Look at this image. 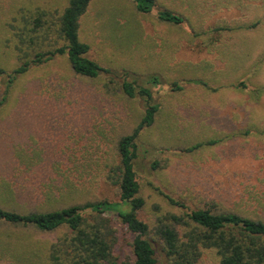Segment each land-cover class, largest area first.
<instances>
[{"label": "rangeland", "instance_id": "374dc122", "mask_svg": "<svg viewBox=\"0 0 264 264\" xmlns=\"http://www.w3.org/2000/svg\"><path fill=\"white\" fill-rule=\"evenodd\" d=\"M68 1L0 0V67L11 72L26 51L63 45L56 22ZM165 9L185 21L160 20ZM39 12L46 14L45 27L28 36ZM30 37L36 44L25 41ZM80 38L110 74L80 76L60 55L14 82L0 76V101L6 97L0 209L30 213L118 201L119 189L107 177L119 164V139L145 110V101L128 97L119 83L127 76L145 85L157 75L162 84L150 87L160 109L140 131L134 166L145 199L139 217L151 228L160 264L169 261L154 228L161 216L182 214L170 197L191 209L264 219V0H156L146 14L133 0H92ZM107 215L117 236L115 255L134 264L133 233ZM175 227L184 234L186 227ZM71 236L65 226L42 231L0 221V264H71L65 241ZM218 262L216 251L206 249L199 264Z\"/></svg>", "mask_w": 264, "mask_h": 264}, {"label": "trees", "instance_id": "16d2710c", "mask_svg": "<svg viewBox=\"0 0 264 264\" xmlns=\"http://www.w3.org/2000/svg\"><path fill=\"white\" fill-rule=\"evenodd\" d=\"M133 1L136 10L144 14L151 12L156 3V0ZM91 2L92 0L68 1L56 22L57 33L63 45L49 51L43 47L33 50L32 53L26 51L22 55V63L11 72L0 67V76L8 78L10 83L14 82L33 67L46 64L60 55L67 56L71 69L80 76L97 78L103 73L110 74V69L88 56L90 46L80 38L81 20ZM45 16L44 12H39L32 19L28 36L29 32L39 33L45 27ZM158 17L171 24H181L185 21L182 15L169 9L159 11ZM20 40L23 42V38ZM25 41L36 44V40L31 37ZM191 82L206 85L202 80L193 79ZM161 84L157 75H149L145 85L127 76L119 83L121 90L128 97L141 98L145 101V110L137 127L119 139L117 146L119 164L110 170L107 177V180L119 189L118 201H89L56 210L30 213L0 209V221L23 226L33 225L42 231L67 227L72 232V236L65 240L69 253L67 259L71 264H125L120 263L115 255L117 236L107 215L115 214L134 235L132 242L134 264H160L156 249L149 239L151 228L139 217V212L145 206V199L140 196V184L134 161L137 158V138L140 131L154 123L160 109V105L154 102L150 85ZM172 87L177 91L182 90L178 82H174ZM8 91L6 88L5 92ZM5 98L0 101V106ZM215 143L214 139L198 142L186 148V151L192 152ZM169 201L181 208L182 214L161 216L154 228L155 235L163 243V252L169 264H199L206 249L216 251L219 257L217 264H264V219L211 208L191 209L171 197ZM176 224L186 227L183 235L175 227Z\"/></svg>", "mask_w": 264, "mask_h": 264}]
</instances>
